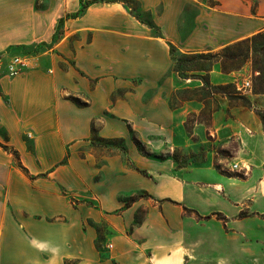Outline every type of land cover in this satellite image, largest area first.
<instances>
[{
  "label": "rangeland",
  "instance_id": "1",
  "mask_svg": "<svg viewBox=\"0 0 264 264\" xmlns=\"http://www.w3.org/2000/svg\"><path fill=\"white\" fill-rule=\"evenodd\" d=\"M108 1L121 3L125 11L114 14L98 6L88 18L68 21L59 27L64 15L79 10V0H0V79L15 78L10 67L16 58L25 63L38 60L50 64L53 70L79 71L75 58L81 49L98 40L104 45L103 60L98 56L101 50L94 48L93 56L84 60L83 67L88 68L86 63L90 60L89 72L97 76L100 75L95 67L104 68L101 75L105 79L100 84L107 92L95 96V100L83 96L87 92L70 97L80 107H91L94 101L103 109L93 118L89 138L73 146L71 155H67L70 162L63 161L79 176L83 187L57 192L51 219L29 218L22 209L14 207L5 180L10 183L16 176L31 184L28 181L35 178L17 164L7 144L8 137L1 132L0 264L10 258L16 263L26 254L16 245L2 248V236L18 238L22 232L41 236L49 233L52 224L51 234L60 231L64 244L50 250L39 245L41 252L46 251L49 264H131L129 240L146 218L153 220L159 233L169 234L162 213L165 208L176 211L178 203L154 195L153 191L162 186L161 179H177L204 190L216 180H225L231 188L243 190L245 199L238 204V217L264 219V130L258 117L264 114L260 85L264 83V73L260 77L258 73L259 69L264 71V31L249 45L246 63L237 62L233 69L223 71L221 59L212 55L225 47L187 52L162 37L158 26L162 0ZM198 2L203 8L218 5L208 0ZM248 3L256 9L253 1ZM131 16L145 27L142 32L137 30V35L146 31L143 37L152 41L161 35L174 48L169 57V78L173 81L167 87L166 76H159L150 88L152 97L148 101L140 97L149 92L140 69L132 77L127 76L123 72L127 63L106 60L112 52L131 47ZM195 18V6L187 5L181 27L192 29ZM82 75L87 77L85 72ZM245 81L250 82V88L239 92L237 87ZM161 92L166 97L162 98ZM235 165L243 169H233ZM14 170L15 175H11ZM131 184L133 188L128 191ZM225 187L230 194L239 195ZM193 203L198 207L209 205L202 196L193 198ZM210 205L227 216L234 214L233 206L225 202L214 200ZM214 218L222 219L220 214ZM185 229L190 237L191 225ZM79 239L87 241V247ZM222 247L223 244V252ZM83 254L85 260L70 259Z\"/></svg>",
  "mask_w": 264,
  "mask_h": 264
},
{
  "label": "crops",
  "instance_id": "2",
  "mask_svg": "<svg viewBox=\"0 0 264 264\" xmlns=\"http://www.w3.org/2000/svg\"><path fill=\"white\" fill-rule=\"evenodd\" d=\"M208 1L217 2V7L203 8L198 0H162V17L158 23L162 37L172 45L179 46L182 51L202 52L220 50L264 31V0ZM251 1L256 4L255 10L248 3ZM78 4L80 7V0ZM187 5L195 6L196 18L192 29L188 26L182 28L180 24ZM98 6L106 7L114 14L124 10L119 2L94 3L83 11L81 18L79 16V19H68L64 23L86 19L90 16V11ZM154 9L155 6L150 8L152 11ZM93 23L88 21V24ZM142 29L145 27L131 16V47L126 51L112 52L106 60H122L127 63L128 66L123 70L127 76L132 77L135 70L140 69L145 90L149 89V92L145 91L140 97L148 101L152 97L150 88L159 76H166L167 87L173 81L169 78L171 46H168L161 35L156 41L144 38L146 31L142 36L137 35V30L142 32ZM103 47L98 40H94L89 46L81 49L75 58L79 71L53 70L50 64L33 60L28 61L23 72L15 78L0 79V134L6 133L7 144L12 152L17 154L18 159L14 158L17 164L24 167L25 169H22L31 178H35L28 181L32 182L29 184L27 179L22 180L15 176L10 183L6 179L5 185L14 207L22 209L29 218L51 219L54 217L56 193L61 189L71 191L83 187L79 176L63 161L68 159L70 162L71 158H67V155H71L73 146L89 138L93 118L97 117L103 108L94 101L91 107H80L72 102L70 97L87 92L83 96L92 100L105 92L100 84L105 79L101 75L104 68L95 67L96 73L100 75L97 76L89 72L92 68L90 60L86 63L88 68L83 67L84 60L93 56L94 48L101 50L98 56L103 60ZM98 56L95 57L96 60ZM82 72H85L87 77H84ZM90 80L96 83H91ZM89 85L95 86V89L89 88ZM160 96L166 97L162 92ZM244 168L249 169L246 166ZM15 171L11 175H15ZM169 179H161L163 187L153 191L159 199L172 198L178 203L176 211L165 208L162 213L169 234L159 233L156 228L158 226L152 224L153 220L146 218L140 227L132 232L129 240L131 264H264V219L257 216L238 217L241 208L238 204L245 199L241 188H231L225 180H216L210 184L209 189L204 190L177 179ZM226 185L229 189L238 191L239 195L230 194L225 189ZM132 188L131 184L128 191ZM200 196L204 202H209V205L196 206L193 198ZM214 200L232 205V217L227 216L218 207L210 205V201ZM215 214H220L222 219L214 218ZM53 225L49 228V233H45L46 236L24 232L18 235V238L2 236V248L3 245H16L26 251V254L16 263L10 258L8 262L1 264H49L45 260L46 251L41 252L39 245H46L50 250L55 245L64 244L60 231L56 230L55 236L51 234L54 231ZM189 225L192 234L187 237L185 228ZM5 241L15 243H4ZM79 242L87 247V241L79 239ZM111 246L113 249L114 245ZM73 258L85 260L87 257L83 254L71 256L70 259Z\"/></svg>",
  "mask_w": 264,
  "mask_h": 264
},
{
  "label": "trees",
  "instance_id": "3",
  "mask_svg": "<svg viewBox=\"0 0 264 264\" xmlns=\"http://www.w3.org/2000/svg\"><path fill=\"white\" fill-rule=\"evenodd\" d=\"M101 1L104 3H112L111 1L108 0H101ZM94 3H98V2L96 0L93 1L80 0V9L74 14H67L65 18H61L59 20L58 26L59 27L62 26L65 20L77 19L83 13V11L89 7V5ZM260 36L261 34H258L250 39H246L231 46L225 47L218 53L212 55V57L221 59L219 65L223 71H228L229 69H233L237 62L246 63V61L248 60V55L250 53L249 45L253 44ZM173 53H174V48L170 47V54L172 55ZM258 73L260 77L261 74L264 73V71L262 69H259ZM260 85L262 86L261 94H264V83L261 82ZM258 117L261 122L262 128L264 130V114H261ZM7 149L8 148L4 147V150ZM12 155L16 160L18 159L17 154L15 152H12Z\"/></svg>",
  "mask_w": 264,
  "mask_h": 264
},
{
  "label": "built area",
  "instance_id": "4",
  "mask_svg": "<svg viewBox=\"0 0 264 264\" xmlns=\"http://www.w3.org/2000/svg\"><path fill=\"white\" fill-rule=\"evenodd\" d=\"M26 67V63L23 59L16 58L12 61V65L10 67L11 76L16 77L20 75ZM250 88V82L245 81L241 86L237 87L239 92H245ZM233 169H238V166L235 165ZM112 247V246H111Z\"/></svg>",
  "mask_w": 264,
  "mask_h": 264
}]
</instances>
